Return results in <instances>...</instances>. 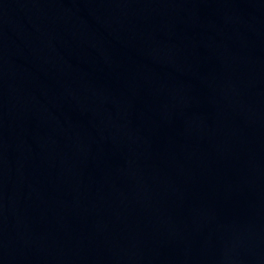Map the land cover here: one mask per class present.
I'll return each instance as SVG.
<instances>
[{
	"label": "water",
	"instance_id": "obj_1",
	"mask_svg": "<svg viewBox=\"0 0 264 264\" xmlns=\"http://www.w3.org/2000/svg\"><path fill=\"white\" fill-rule=\"evenodd\" d=\"M0 264H264V0H0Z\"/></svg>",
	"mask_w": 264,
	"mask_h": 264
}]
</instances>
